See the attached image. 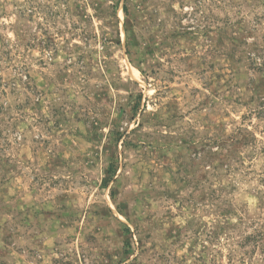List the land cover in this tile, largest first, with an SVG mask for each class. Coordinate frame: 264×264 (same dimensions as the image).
Returning a JSON list of instances; mask_svg holds the SVG:
<instances>
[{
    "label": "rangeland",
    "instance_id": "obj_1",
    "mask_svg": "<svg viewBox=\"0 0 264 264\" xmlns=\"http://www.w3.org/2000/svg\"><path fill=\"white\" fill-rule=\"evenodd\" d=\"M0 264H264V0H0Z\"/></svg>",
    "mask_w": 264,
    "mask_h": 264
},
{
    "label": "trees",
    "instance_id": "obj_2",
    "mask_svg": "<svg viewBox=\"0 0 264 264\" xmlns=\"http://www.w3.org/2000/svg\"><path fill=\"white\" fill-rule=\"evenodd\" d=\"M111 172V171H110Z\"/></svg>",
    "mask_w": 264,
    "mask_h": 264
}]
</instances>
